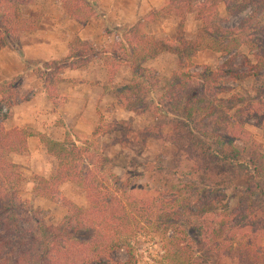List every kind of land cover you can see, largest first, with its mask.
Here are the masks:
<instances>
[{
    "label": "trees",
    "instance_id": "16d2710c",
    "mask_svg": "<svg viewBox=\"0 0 264 264\" xmlns=\"http://www.w3.org/2000/svg\"><path fill=\"white\" fill-rule=\"evenodd\" d=\"M35 1L0 0V50L9 45L17 48L26 68L43 80L46 93L56 107L60 97L59 84L66 69L80 68L100 58L108 68L110 82H114L118 71L114 67L126 61L133 70V78L128 84L114 86L118 102L129 111L156 113L159 123L144 128L142 132L158 136L162 142H169L185 155L194 178L191 187L209 186L211 194H218L237 178H246L248 189L264 199V152L259 150L258 144L251 150L242 148L237 143L240 134L229 133V129L213 133L201 126L205 113L211 115L218 111L215 105L207 102L199 86L192 84L196 82L194 79L207 74L190 70L202 50L232 55L245 45L257 49V59L264 64V38L253 40L251 37L252 22L258 13L264 11V0H168L164 8L153 9L148 18L155 21V15L162 11L179 16L180 33L176 42L145 33L142 28L145 18L142 17L129 28L118 31L114 50L100 52L91 42L75 36L70 42L69 54L64 59L52 61L26 59L18 44L24 29L32 24L35 30L40 23L39 19H27L22 14V6ZM60 3L68 17L81 25H87L98 14L95 0H60ZM222 3L229 16L248 12L238 27L222 25L225 21L220 11ZM191 13H196L202 22L195 39L187 38L183 28L186 16ZM165 52L177 55L179 63L171 77L162 78L146 63ZM260 70L258 67L255 76H260ZM226 71L235 76L231 69ZM162 79L166 82L160 86ZM22 83L23 74L0 83V264H138V238L144 229L143 220L156 209L155 201L137 196L131 180L125 181L114 173L107 174V166L110 167L112 161L105 153L95 151L91 139L74 140L68 134L63 141H58L40 134L48 153L55 156L59 164L53 178L36 176V192L68 207V217L62 224L49 226L33 202L21 196L27 176L11 155L27 153L28 139L34 134L28 127L8 129L5 122L11 107L32 99L33 94L21 95ZM218 87L211 81L202 90L213 93ZM235 99L237 101L236 96L228 99L215 97L216 102H226L233 107ZM166 118H173V121L168 122L171 128L165 132L160 128L165 125ZM99 127L93 132L94 138ZM94 158L100 163L97 164ZM146 168L142 173H149L152 177H160L165 171L158 166ZM70 181L87 192V207L62 196L61 185ZM157 181L160 183V178ZM165 185L174 187L170 182ZM182 197L161 205L170 225L181 231L182 224L178 219L182 220V211L179 212L178 205L187 211V202L191 201L188 198L185 202ZM255 210L253 207L246 217L241 214V218L248 221L251 219L248 216ZM182 232L183 237L166 231L163 239L165 252L159 264H214L212 253L238 260V264H264V245L256 242L246 246L241 240L236 242L238 233L234 238H227L216 230L208 235L203 233L201 224L192 228L188 226ZM203 235H208L206 239L210 243L206 250ZM119 252H125L127 259H121Z\"/></svg>",
    "mask_w": 264,
    "mask_h": 264
},
{
    "label": "rangeland",
    "instance_id": "374dc122",
    "mask_svg": "<svg viewBox=\"0 0 264 264\" xmlns=\"http://www.w3.org/2000/svg\"><path fill=\"white\" fill-rule=\"evenodd\" d=\"M60 10H63L60 0H36L32 4L22 6V14L25 18L31 20L37 18L40 23L47 13L55 17H66L64 10V14ZM220 11L225 20L222 25L229 28L238 27L242 19L248 14L246 12L238 16H229L224 3L220 5ZM101 16L102 14L99 13L95 17L97 19L94 20L95 23L92 26L90 25L89 35L96 38L100 52L114 50L118 31L125 30L128 27L113 29L100 38L96 20ZM155 17H157L155 21H150L148 17H144L145 20L142 22L143 31L150 34L156 30V35L151 34L158 38L176 42L180 33L181 18L177 15L165 14L163 11L158 12ZM201 25L202 22L198 20L196 13L188 14L183 27L185 36L189 39H195ZM37 27L33 30L32 24H30L29 28L23 30L18 43L21 48L22 44L28 41L33 32L36 31ZM251 28L253 40L264 38V11L258 13L252 22ZM256 52L257 49L251 48L250 45L241 47L232 54L233 56L210 49L202 50L195 57V63L190 67V70L207 74V76L194 79L196 82L192 84L199 86V89L207 97V102L210 105H215L218 111L211 113V115L205 113L201 120V126L213 133L229 129V133L240 134L237 143L242 148L251 150L258 144L259 150L264 152V64L258 61ZM101 60L98 58L94 62H100ZM178 63L177 55L165 52L150 63V66H153L156 73L165 78L174 74L178 69ZM258 67L261 68L259 77L255 76ZM114 69L118 70L115 81H109L106 87V93L110 94L111 100L108 101L109 105L102 114L98 135L95 138L93 135L90 138L74 137L71 132L69 135L74 140L91 139L95 151L105 153L112 161L110 167L107 166V174L114 173L125 181L131 180V184L135 187L133 191L137 196L155 201L156 209L143 220L144 229L138 238V264H159L165 252L163 239L166 231L169 234H181L179 236L183 237V230H186L188 226L192 228V226L198 224L202 225L203 233L208 235L212 230L222 232L227 238H234V234L238 233L235 238L236 242L241 240L246 246L254 245L256 242L264 245V199L257 192H251L248 189L247 179L237 178L226 190H222L218 194H211V187L209 186L207 188L203 185L191 187L194 184V178L190 174L185 155L169 142H162L158 136L146 135L142 132L144 128L153 127L159 123L156 113L129 111L118 102L115 96L114 86L128 84L133 78V70L126 61L122 65L115 66ZM228 69L234 71L235 76L226 73ZM237 76L243 77L238 78ZM211 81L219 86L218 89L213 90V93L202 90L204 85ZM165 82L166 79H162L160 86H163ZM220 86L226 88V90H222ZM30 94H32L31 91H28L22 96ZM216 96L224 99L236 96L237 101L234 100L236 105L233 107L231 104H226V102H216ZM57 102L60 106L62 99H58ZM171 121H173V118H166V123L163 124L160 130L165 132L169 130L171 126L168 125V122ZM229 122L236 125H228ZM24 156L29 162L31 159L30 153H25ZM14 158H17V155L12 154L11 159L14 160ZM37 160L47 167L49 177L46 178L51 179L56 175L59 160L50 155L45 146L43 151L41 150L38 153ZM94 161L97 164L100 163L97 158H94ZM156 166L165 170L160 177H152L149 173H142L146 172V167L155 169ZM37 175L39 174L27 175L20 194L23 198L30 199L33 202L39 210L40 216L45 218L49 226L60 225L68 217V207L64 206L61 201L50 200L36 192ZM159 178L160 183L157 181ZM168 182L174 187L164 186ZM61 194L79 206H88L87 192L77 183L70 181L62 184ZM181 195L184 196L182 198L185 202L188 201V198H191V201L187 202V211L182 209V205H178L179 212L182 211V215H180L182 220L178 219V222L182 224V231L178 230L175 225H170L165 211L162 210L163 206H161L165 201L179 200ZM253 207L256 210L248 216L251 217L248 221H251L247 223L245 217ZM241 214L246 215L241 218ZM208 235H203L206 240L204 250L210 247L209 240L206 239ZM118 256L123 260L127 259L125 252H119ZM211 256L214 264H238V260H230L219 253H212Z\"/></svg>",
    "mask_w": 264,
    "mask_h": 264
},
{
    "label": "crops",
    "instance_id": "0c3cea01",
    "mask_svg": "<svg viewBox=\"0 0 264 264\" xmlns=\"http://www.w3.org/2000/svg\"><path fill=\"white\" fill-rule=\"evenodd\" d=\"M95 1L98 5V14H102L96 20L100 38L113 29L129 28L140 18L148 17L153 9H162L168 3V0ZM63 10L60 11L64 14ZM67 16L60 18L48 13L44 16L36 31L22 44L26 59L34 61L64 59L69 54L70 42L75 36H80L97 47L96 38L89 35L90 25L95 23L96 16L87 25H81ZM156 32L154 30L151 33L156 35ZM156 59L148 61L146 65L153 67L150 63ZM102 60L91 61L87 66L68 68L64 71L63 79L59 84V99H62V103L56 107L46 93L43 80L33 70L26 68L17 48L9 45L0 50V83L23 74L20 93L23 95L31 91L33 94L30 101H20L11 107L5 122L8 129L28 127L34 134L28 139L29 151L26 154L31 155L29 162L25 154H13L17 155L13 161L22 166L26 176L37 173L39 176L49 177L47 167L37 160L38 153L43 151L45 146L42 144L40 134H46L58 141H63L70 132L74 137L81 138H90L93 135L100 124L102 114L109 105L108 101L111 100L110 94L106 93L110 81L109 72Z\"/></svg>",
    "mask_w": 264,
    "mask_h": 264
}]
</instances>
